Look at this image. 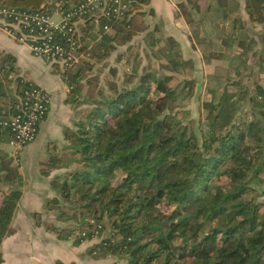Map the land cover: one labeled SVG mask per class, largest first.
<instances>
[{
  "label": "trees",
  "instance_id": "trees-1",
  "mask_svg": "<svg viewBox=\"0 0 264 264\" xmlns=\"http://www.w3.org/2000/svg\"><path fill=\"white\" fill-rule=\"evenodd\" d=\"M46 1L0 0V6L52 13L53 6ZM149 3L131 0L122 19L76 16L80 19L77 52L83 56L70 67L53 62L68 85V102L86 107L72 127L63 128L65 143L57 148L52 142L47 159L40 164L42 175L64 169L51 182L57 194L46 200L44 211L68 224L47 222L45 226L75 242L100 238L90 247L92 256H118L126 264H264V208L259 200L264 195V0H244L248 20L261 27L255 66L247 63V36L239 32L244 31L245 20L232 19L237 34L228 29L216 37L219 28L204 31L195 17L201 10L200 0L177 1L179 17L192 31L191 38L200 39L208 80L226 79L237 87L210 92L203 103L207 126L197 132L170 112L179 90L189 82L180 86L168 81L192 73L175 53L178 44L162 46L173 71L168 75L152 70L138 74L127 68L120 83L106 78L102 87L99 72L91 73L96 64L148 28L145 16L152 11L145 7ZM229 3L208 0L203 12L222 13L226 21ZM59 6L63 12L71 10L67 1ZM105 26L110 27L108 32ZM221 43L227 54L214 51ZM233 46L237 49L232 53ZM213 57L227 58L228 67L216 68ZM12 62V56H0V185L4 186L0 245L15 230L11 219L21 197V191L11 186L21 182V172L3 149L12 138L3 122L19 112L23 90L34 83L12 76L16 70ZM120 63L126 65L127 58ZM254 70L256 79L244 78ZM110 71L115 73V68Z\"/></svg>",
  "mask_w": 264,
  "mask_h": 264
},
{
  "label": "crops",
  "instance_id": "crops-1",
  "mask_svg": "<svg viewBox=\"0 0 264 264\" xmlns=\"http://www.w3.org/2000/svg\"><path fill=\"white\" fill-rule=\"evenodd\" d=\"M177 1L150 0L145 7V10L152 11L145 16L148 28L134 39L140 37L143 40L151 36L154 42L162 36L166 43L171 39L180 47L186 43L194 46L189 26L179 17ZM207 2L208 0H200V13L209 19L211 27L215 26L219 30L230 29V32L237 34L238 29L233 28L232 19L238 17L245 20L246 27L244 31L239 32L241 36L244 34L247 36L244 51L248 56L247 63L249 66L251 64L255 66L253 63L256 60L255 54L261 47V27L248 20L244 0H230L228 7L225 8L226 21H223L222 13L203 12ZM195 17L198 19L197 14ZM216 41L218 42V39ZM235 48L236 46H233L232 53L236 51ZM3 54L13 57L12 63L16 70L11 75L25 77L42 87L50 96V104L45 119L39 124L34 141L16 151L9 141H5L3 145L7 157L19 165L21 182L11 186L21 191V197L11 219V226L15 230L5 236L0 245V264H124L118 256H92L90 247L99 242L100 238L75 242L73 237L64 239L46 228L47 222H53L57 226L68 223L56 221L52 213L44 211L46 200L57 194L51 182L60 173H55L57 169H54L48 175H42L40 162L47 159L52 142L65 143L63 128L73 126L74 115L77 114L74 109L76 106L68 102V85L64 77L54 70L53 62H46L34 55L29 46L10 35L0 21V56ZM1 189H4V186L0 185V191Z\"/></svg>",
  "mask_w": 264,
  "mask_h": 264
},
{
  "label": "built area",
  "instance_id": "built-area-1",
  "mask_svg": "<svg viewBox=\"0 0 264 264\" xmlns=\"http://www.w3.org/2000/svg\"><path fill=\"white\" fill-rule=\"evenodd\" d=\"M61 1H67L70 11L59 9ZM48 7L53 6V12L23 10L16 7L0 6V21L4 29L17 41L29 46L32 53L46 62H59L68 67L76 64L82 54L77 52L79 46L76 37V26L80 19L76 16L92 14L107 19H122L126 17L131 0H80L73 5L70 0H47ZM58 15L57 20L53 16ZM105 32L110 27H104ZM19 112L3 122L12 132L9 143L16 150L35 140L40 121L45 117L50 104V96L40 86L29 84L24 90ZM94 229L97 233V229Z\"/></svg>",
  "mask_w": 264,
  "mask_h": 264
},
{
  "label": "rangeland",
  "instance_id": "rangeland-1",
  "mask_svg": "<svg viewBox=\"0 0 264 264\" xmlns=\"http://www.w3.org/2000/svg\"><path fill=\"white\" fill-rule=\"evenodd\" d=\"M191 9L194 8L191 7ZM196 14L198 16V19L202 23L203 27H201V29L208 32L213 31L214 28L209 25L207 17L203 16L200 12ZM58 17V15H55L52 18L53 20H57ZM225 32L227 31L218 30L215 35L216 37L223 36ZM191 34L192 31H190V36ZM136 36L134 38H136ZM134 38L131 42H129L131 44L128 43L126 45L119 46L117 50L113 52L104 62L100 64L98 63L94 66L93 71L91 73L99 72V84L102 87H105L106 78L117 80V82L120 83L123 79L124 71L127 68L136 69L138 74H141L144 70H152L160 76L168 75L170 72H173L172 67L166 63V59L164 57V51L162 50V46L166 42L164 41L162 36L157 38L158 41L155 45H153L151 42V36H147L143 40L140 39V37L137 39ZM139 39L140 41H138ZM192 40L194 42V46L191 43H186L181 47L175 41H172L171 39L169 40V42L172 44H178L177 46H179V49L175 53L177 55H181V57L183 58V63L187 67L192 68V73H184L180 74L177 78H171L168 81V84L181 86L183 82H189L188 85L184 84L185 86L179 90V99H177L176 102L173 103L174 106L173 109L170 110V112L182 123L189 124L191 129L193 128V130L197 132L201 128H205L207 126L206 116L208 114V110L203 107V103L209 99L211 93L213 91L220 92V88L222 86H226L229 90L232 91L236 90L237 87H234L230 83H227L228 81L226 79L219 81V83L216 80H208L206 74L208 72L209 67L207 64H205L204 60L202 59L204 55L202 54L201 47L197 45L200 39L192 38ZM221 45L222 47L215 46L214 51H218V54L221 53L222 55L223 53L227 54V49H222L224 47V44L221 43ZM117 53L120 56H117ZM126 58L128 60V63L126 65L120 63L121 60L123 62ZM212 62L216 65V68L218 69L228 67L227 58L213 57ZM103 63L105 64V66L102 65ZM112 67L115 68V73L110 71V68ZM253 72L254 74H252V76L244 75V78H249L250 80L256 79L257 72L256 70H254ZM225 76L226 74L223 75V77ZM184 96L185 98L182 99ZM85 107L86 105L83 104L78 105L74 108L77 111V114L74 115L75 121L80 117V114ZM56 145L57 148H60L63 143H56ZM63 170L64 169H57L55 170V173H61L63 172ZM259 200L263 201L264 208V195L260 196ZM159 207H161L162 210H165V205L163 203H160ZM167 209L168 208L166 206V210ZM120 260L124 261V264H126L125 259L121 258Z\"/></svg>",
  "mask_w": 264,
  "mask_h": 264
}]
</instances>
